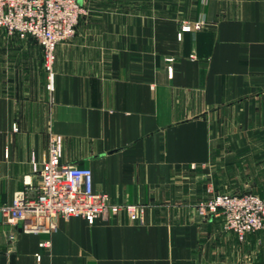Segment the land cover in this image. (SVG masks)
<instances>
[{
	"label": "crops",
	"instance_id": "obj_1",
	"mask_svg": "<svg viewBox=\"0 0 264 264\" xmlns=\"http://www.w3.org/2000/svg\"><path fill=\"white\" fill-rule=\"evenodd\" d=\"M77 1L84 14L55 47L52 91L38 41L0 31V206L36 196L56 135L61 163L88 168L112 203L142 206V220L121 211L22 233L0 216V264L10 247L16 264H264V230L240 242L196 212L222 175L251 167L264 0Z\"/></svg>",
	"mask_w": 264,
	"mask_h": 264
},
{
	"label": "built area",
	"instance_id": "obj_2",
	"mask_svg": "<svg viewBox=\"0 0 264 264\" xmlns=\"http://www.w3.org/2000/svg\"><path fill=\"white\" fill-rule=\"evenodd\" d=\"M83 14L77 0H0V31L38 41L46 88L52 91L55 47L74 37ZM201 26L185 24L181 31L198 30ZM61 155V137L51 135L36 196L28 198L25 192H16L11 203L0 206L4 224L22 233H50L56 230L58 218H81L92 225L99 218L107 219L124 211L132 220H142V206L112 203L107 194L93 191L88 168L63 164ZM207 192L210 196L196 204L198 215L221 217L223 228L240 242L248 234L264 230L263 198L249 193H214L210 188ZM8 239L12 240L13 235H8Z\"/></svg>",
	"mask_w": 264,
	"mask_h": 264
},
{
	"label": "rangeland",
	"instance_id": "obj_3",
	"mask_svg": "<svg viewBox=\"0 0 264 264\" xmlns=\"http://www.w3.org/2000/svg\"><path fill=\"white\" fill-rule=\"evenodd\" d=\"M253 119L251 125V133L255 137L253 150L248 158L250 168L239 166L237 174L222 175L221 181L222 191L219 193L226 194H242L249 193L257 195L264 199V103L260 102L257 108L253 111ZM239 164V163H238ZM220 176V174H219ZM239 183V188L235 190L231 187L235 179ZM225 188V189H224Z\"/></svg>",
	"mask_w": 264,
	"mask_h": 264
},
{
	"label": "water",
	"instance_id": "obj_4",
	"mask_svg": "<svg viewBox=\"0 0 264 264\" xmlns=\"http://www.w3.org/2000/svg\"><path fill=\"white\" fill-rule=\"evenodd\" d=\"M9 264H16V253L13 248H11L9 253Z\"/></svg>",
	"mask_w": 264,
	"mask_h": 264
}]
</instances>
